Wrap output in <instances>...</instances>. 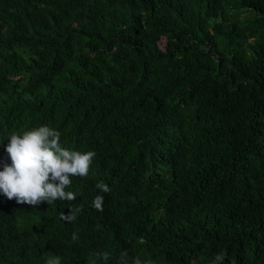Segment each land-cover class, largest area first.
<instances>
[{
	"label": "trees",
	"instance_id": "16d2710c",
	"mask_svg": "<svg viewBox=\"0 0 264 264\" xmlns=\"http://www.w3.org/2000/svg\"><path fill=\"white\" fill-rule=\"evenodd\" d=\"M41 126L95 156L71 203L0 192V264H264V0H0V170Z\"/></svg>",
	"mask_w": 264,
	"mask_h": 264
},
{
	"label": "clouds",
	"instance_id": "9594fccd",
	"mask_svg": "<svg viewBox=\"0 0 264 264\" xmlns=\"http://www.w3.org/2000/svg\"><path fill=\"white\" fill-rule=\"evenodd\" d=\"M61 133L48 126H41L23 132L22 135L11 134L5 151L8 153L11 164L4 163L0 170V192L7 199H15L18 204L37 206L44 202L51 204L54 201L72 202L76 194L65 191L72 183L70 177H86L92 164L95 153L88 151H70L62 148ZM100 193L110 191L103 181L95 185ZM104 196L98 194L94 197L92 205L98 211H103ZM81 207L71 206L67 214L62 213V219L73 222ZM72 239H78L72 234ZM104 260L109 258L107 252L98 253ZM122 253V258L126 256ZM224 254H217L214 264H222ZM60 257H51L46 264H60ZM133 264H142L139 257Z\"/></svg>",
	"mask_w": 264,
	"mask_h": 264
}]
</instances>
